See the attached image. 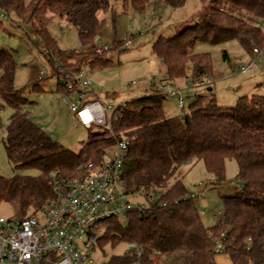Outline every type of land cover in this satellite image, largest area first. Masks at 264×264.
<instances>
[{
	"label": "trees",
	"instance_id": "obj_1",
	"mask_svg": "<svg viewBox=\"0 0 264 264\" xmlns=\"http://www.w3.org/2000/svg\"><path fill=\"white\" fill-rule=\"evenodd\" d=\"M118 1L137 11L161 7L160 0ZM185 1L162 3L176 8ZM110 3L111 0H0V9L6 12V19L12 13L15 24L29 25L39 50L46 49L48 62L55 58L62 67L76 70L84 64L87 54L60 48L48 30L51 18L66 20L76 29L81 45L90 49L104 25L98 12L108 10ZM262 23L264 0H210L207 14L170 38L159 36L152 50L171 80L202 81L211 74L212 65L208 53H193L195 44L236 40L246 52L264 50ZM103 59L96 57L90 68ZM15 70L12 53L0 49V110L4 106L12 109L3 148L15 170L37 172L15 173L8 178L0 175V203H13L21 220L53 199L52 174L56 178L73 177L79 172L78 166L89 161L101 166L113 140L102 132L78 152L58 144L27 116V101L14 87ZM50 74L55 76L58 90L69 94L55 69ZM258 85L264 89V81ZM203 97L190 104L187 112L171 116L164 111L167 99L153 92L125 103L115 123L117 133L128 145L122 165L123 189L129 196L161 195L149 207L129 210L126 224L115 218L104 220L101 225L105 231L98 237L97 246L136 242L144 251L143 264H152L151 257L162 253L178 254L180 264H217L212 248L214 239L223 233L222 254L232 264H264V93L241 96L229 108L213 100L203 104ZM226 160L236 162L239 188L233 195L222 197L221 217L206 227L177 173L184 164L201 161L213 177L212 183L220 185L225 180ZM161 201L164 206L159 205ZM129 262V255L123 253L111 255L106 264ZM40 264L52 263L44 260Z\"/></svg>",
	"mask_w": 264,
	"mask_h": 264
},
{
	"label": "rangeland",
	"instance_id": "obj_2",
	"mask_svg": "<svg viewBox=\"0 0 264 264\" xmlns=\"http://www.w3.org/2000/svg\"><path fill=\"white\" fill-rule=\"evenodd\" d=\"M29 1L31 0H25ZM160 6L158 9L148 6L143 11H137L130 4L124 6L118 0H111L108 10L98 12V16L104 19V25L96 42L107 44L110 51L100 56L104 59L90 68L88 100H99L115 109L121 103L150 93L153 79L164 69L161 60L153 53V43L159 36L170 38L194 24L199 16L208 13L210 0H186L182 6L176 8L166 7L160 0ZM13 19L15 18L12 13H9L8 19H0V49L10 51L15 60L14 87L21 90L27 101L24 110L58 144L78 152L91 138L103 131L100 127L85 129L73 120L61 97L66 95L75 99L76 95L69 96L58 90L54 75L48 72L46 77L37 79L39 69H49V62L37 47L35 36L28 31L29 25H17ZM261 27L264 29V23ZM48 30L60 48L87 54L84 64L89 62L91 66V59L96 57L88 47L81 45L76 29L71 24L53 17ZM125 39L133 40L132 45L123 46ZM193 53H208L212 65L211 74L204 78L202 84L197 80L198 85L193 88L198 97L204 96L203 104L213 100L216 105L229 108L241 96L264 93L263 87L258 85L264 81V55L256 57L251 52H246L236 40L221 44L197 43L193 47ZM253 61L255 65L250 66L252 69L245 73L239 72L241 67L249 66ZM188 80L191 79L179 78L177 82L172 81L184 89ZM132 82L136 85H131ZM163 106L165 113L170 116L187 112L189 108L186 106L184 111L178 109L172 99H167ZM11 114L12 109L8 106L0 110V175L6 178L15 173L36 175L37 172L32 169L15 170L7 160L2 139ZM225 169V180L220 185L212 183L213 177L205 171L201 161L184 164L177 173L188 192L196 193L199 188L202 189L201 197L193 201L206 227L213 225L221 217L222 197L233 195L239 188L236 182V162L226 160ZM129 199L133 205L142 203L147 206L142 195H131ZM0 216L10 220L20 219L15 205L8 202L0 203ZM121 223L124 224L123 221ZM126 250L127 243L122 242L112 247L106 242L90 254L92 264L104 263L111 255H121ZM156 258L153 259L157 261L152 259V264L159 261L180 264L181 260L178 254L166 253L159 254ZM214 260L217 264H232L228 256L222 253H216Z\"/></svg>",
	"mask_w": 264,
	"mask_h": 264
},
{
	"label": "built area",
	"instance_id": "obj_3",
	"mask_svg": "<svg viewBox=\"0 0 264 264\" xmlns=\"http://www.w3.org/2000/svg\"><path fill=\"white\" fill-rule=\"evenodd\" d=\"M0 19H6V12L1 9ZM132 42L131 39H125L123 46H131ZM109 50L110 46L97 42L90 47L95 57ZM40 51L48 61L50 57L46 49L40 47ZM252 54L260 57L264 55V50L254 48ZM254 65L255 61L241 67L239 72L245 73ZM52 69H55L64 88L70 92L69 96L76 95L75 99L66 95L61 97L73 120L85 129L100 127L113 140V144L101 166L89 161L78 166L79 172L73 177L56 178L52 174L54 197L33 214L21 220L0 216V264H40L44 260L52 264H92L90 254L98 247V237L105 230L102 222L115 218L126 224V213L129 210L149 207L161 195L158 193L144 197L147 206L142 203L133 205L123 189L122 165L128 145L117 133L115 123L121 117L125 103L113 109L99 100L87 99L91 83L89 62L73 70L62 67L58 60L52 58L49 69H39L37 79L46 77ZM131 85L136 83L132 82ZM185 85L184 89L175 87L169 75L163 71L153 79L151 92L165 99H174L176 107L184 111L186 106L198 98L193 92L196 81L188 80ZM201 195V191L197 190L196 193L189 192L188 197L195 199ZM159 205L164 206L165 203L161 201ZM223 236L221 233L214 239V253L223 252ZM125 253L130 257L129 264H143L144 251L138 243H127Z\"/></svg>",
	"mask_w": 264,
	"mask_h": 264
},
{
	"label": "crops",
	"instance_id": "obj_4",
	"mask_svg": "<svg viewBox=\"0 0 264 264\" xmlns=\"http://www.w3.org/2000/svg\"><path fill=\"white\" fill-rule=\"evenodd\" d=\"M262 68H264V65L262 66ZM163 71H164V69H163ZM175 81L177 82V79H175ZM173 82V85L175 86V87H177V88H181V87H178L177 86V84L174 82V81H172ZM204 82V79L201 81V82H199V84H202ZM259 83H261V82H259ZM184 84H185V82H184ZM196 85H198V84H196ZM194 88V87H193ZM182 89V88H181ZM211 88H209V90H210ZM169 100V99H168ZM173 101H174V103H175V100L174 99H172ZM175 106H176V104H175ZM199 191H202V189H198ZM156 258V257H155ZM157 259V258H156ZM154 260V259H153ZM154 261H157V260H154ZM168 263V261H165V262H163V263H161L160 261L159 262H155L154 264H167Z\"/></svg>",
	"mask_w": 264,
	"mask_h": 264
}]
</instances>
